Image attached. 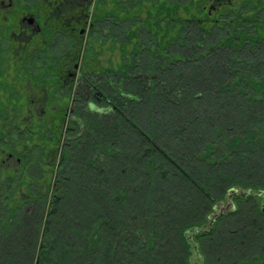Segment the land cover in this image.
<instances>
[{"label":"trees","instance_id":"1","mask_svg":"<svg viewBox=\"0 0 264 264\" xmlns=\"http://www.w3.org/2000/svg\"><path fill=\"white\" fill-rule=\"evenodd\" d=\"M229 3L103 10L121 26L105 71L121 91L107 118L84 113L80 139L69 126L77 153L49 172L45 201L0 197V264H264V0Z\"/></svg>","mask_w":264,"mask_h":264},{"label":"flooded vegetation","instance_id":"2","mask_svg":"<svg viewBox=\"0 0 264 264\" xmlns=\"http://www.w3.org/2000/svg\"><path fill=\"white\" fill-rule=\"evenodd\" d=\"M117 2L49 0L47 5H39L37 1L0 0V166L13 159L16 165L6 168L0 188L21 184L24 157L29 151L34 152V161L37 157L39 146L34 142V149L30 148V129H20L23 110H34V92L41 94L36 102L47 109L31 113L29 124L36 129L40 121L51 126L43 134L51 143L49 155L61 135L59 125L61 136L67 137L68 126L80 124L84 113L101 115L112 107L104 91L110 89L111 96L115 95L111 89L115 83L104 73L108 67L117 69L113 59L121 58V51L113 35L117 36V22L113 16L111 20L104 17L103 10L116 11ZM108 26L109 31L105 30ZM93 35L94 41L90 39ZM65 39L68 48H64ZM56 42H60L61 52L53 50Z\"/></svg>","mask_w":264,"mask_h":264},{"label":"rangeland","instance_id":"3","mask_svg":"<svg viewBox=\"0 0 264 264\" xmlns=\"http://www.w3.org/2000/svg\"><path fill=\"white\" fill-rule=\"evenodd\" d=\"M33 1H34V4H35V2L37 1V3H39V5H47L48 4V2H49V0H26V2L28 3V4H31V3H33ZM210 6L213 8V6L210 4ZM120 27V28H119ZM124 26H122V28H123ZM118 28L121 30V26H118L117 28H116V31L118 30ZM125 28V27H124ZM105 30H107V31H109V30H111L110 28H109V26H108V28L107 29H105ZM125 30H126V28H125ZM130 29L127 31V33H128V35H129V33H130ZM121 32V31H120ZM120 34V33H119ZM113 35H114V37H116V39L118 38V46H119V48L122 46V44L120 43L121 41H120V38L122 39L123 37H119L118 36V34H117V36H116V34L115 33H113ZM90 39L92 40V41H94V39H95V36L93 35L92 37H90ZM62 40V38L60 39V41ZM86 40L87 41H91V40H89V38L87 37L86 38ZM135 41V40H134ZM134 41L132 42V44H134ZM138 43H140V40L138 41ZM60 42H56V43H54V51H56V52H61V49H60ZM69 47V45H68V41L65 39L64 40V48H68ZM126 49H127V51H129L131 48H130V46H127L126 47ZM119 53V52H118ZM116 58H117V55H116ZM114 63H117V64H119L120 63V55H119V57H118V59H115V57H114V59H113V64ZM134 70H133V72H131V73H133L132 75H134L135 76V74H134ZM104 76H105V78L106 79H108L110 82L111 81H113L115 84L114 85H112L111 86V89L113 90V93L115 94V95H117L118 94V92L119 91H121L120 89H121V87H120V85H121V83H118V80H120V79H122L121 77H118V75H113V76H110L109 74L108 75H106L105 73H104ZM133 76V77H134ZM138 76V75H137ZM140 77H143V76H141V75H139ZM133 77H131V78H133ZM119 85V86H118ZM38 91H40V88H38ZM178 91V90H177ZM104 93H105V95L107 96H109L110 97V95L112 94L111 93V91H110V89H109V91L108 92H105L104 91ZM177 93V92H176ZM177 95H180V92H179V94L177 93ZM32 97H33V95H31ZM40 96H41V94H39V93H35L34 92V100H35V106H34V110H31V109H28V110H23V115H22V124L20 125L21 127H20V129H22L24 132H27L29 129L30 130H32V132H30V130L28 131L29 132V134L28 135H30V137H29V142H30V144H31V142H32V144H31V146H30V148H33L34 149V142H37V144H38V146H39V148H38V152H35V153H37L35 156H37V157H35V161L36 162H38V160H39V169H38V167L37 168H35V165H34V152H33V154H32V152H28V156H26V157H24V161H23V164H22V166H23V170H24V174H23V178H22V183L21 184H19V185H12L11 186V188H9V187H7L6 188V186L4 185V186H2V188H0V197H3L5 194L6 195H10V196H13V198H14V200H19V201H25V202H28V201H34V200H36L35 202H40V201H45V199L43 198V194H44V190H45V187H46V185H47V182H48V180H49V178H54V180H55V176H52V175H50V177H49V172L50 171H52V173H53V175H56L57 173H61L65 168H64V166L66 165V164H68V160L70 159V161H71V158H72V156H73V154L74 153H77V152H74V151H71V150H68L69 148H70V145H69V143H67L70 139V137H69V135H67V137H62L61 135H62V130L60 129V125H59V127H57L58 128V130H60V132H61V135H60V137L57 139V145H56V149H55V151L51 154V155H49V153L47 154V152H48V149H49V146H50V142L48 143V140H47V136H44L43 134H44V132H45V128L47 129V128H50L49 126L47 127V125L43 122V121H40V118L38 117V121H40L42 124L41 125H37V129L36 128H34V127H36L35 126V124H29V118L31 117V113L34 115V113L36 112V113H40V111L41 110H45L46 111V107H44V106H42L41 107V105L39 104V102H36L37 100H36V98H40ZM111 98V97H110ZM39 101V100H38ZM40 103H42V102H40ZM36 108V109H35ZM47 113V112H46ZM102 115H104L106 118L108 117V115H110L109 113L107 114V113H105V112H103V114ZM84 117L85 116H83V118H82V120H81V123H80V127L77 129V131H76V135L75 136H73L72 137V139L75 141V140H77V139H80L81 138V136H82V134H85V128L83 127V125H84V122H85V119H84ZM104 117V118H105ZM24 122V123H23ZM45 125H46V127H45ZM71 125V124H70ZM69 125V126H70ZM68 126V127H69ZM64 127V126H63ZM34 129H35V133H34ZM67 129V128H66ZM67 131H68V129H67ZM27 135V136H28ZM35 136V137H34ZM24 138H26V136H24ZM65 142H64V141ZM28 145V144H27ZM62 145V146H61ZM29 148V149H30ZM34 151V150H33ZM38 156H39V159H38ZM77 157L78 156H76V160H73L74 162H72L71 164L73 165L74 163H76L77 162ZM40 158H41V160L43 161V162H41L40 161ZM62 158H64V162L62 163ZM3 159V158H2ZM31 162V164H28V163H30ZM44 165V166H43ZM16 167V165H15V160L13 159L11 162H9V161H7L5 164H4V166H0V185L2 184V183H4V173H5V171H6V168H15ZM41 167V168H40ZM29 168V169H28ZM26 170H28V171H26ZM27 173H29V175L27 174ZM66 173L68 174V172L66 171ZM30 176L32 177V180H34V182H33V184H31V185H28L26 182L27 181H29V180H27V178H29L30 179ZM51 182V184H53V181H52V179L50 180ZM36 182V183H35ZM34 183H35V185H34ZM5 184H7V183H5ZM54 185V184H53ZM52 185V186H53ZM18 187H20V189L18 188ZM39 190H42V193L39 195V193H38V191ZM240 192H244V191H236V193L237 194H239ZM245 193V192H244ZM231 194H232V192H231ZM230 195V194H229ZM228 195V196H229ZM2 203V200H0V204ZM46 208H45V210L47 211L48 210V207H49V204L46 202ZM231 207H233L232 206V204H231V201H230V198L228 197L227 198V202H219L215 207H214V209H213V213L214 214H218V213H220L221 211H226V210H228V208H231ZM27 208H30L29 209V211H32V206L31 205H29V206H27ZM59 211H60V216L59 217H57V220H58V218H59V220H62V221H64L65 219H66V217L69 215V214H71L72 213V210L70 209V208H61L60 206H59V208H57ZM73 209V208H72ZM68 218V217H67ZM65 231V230H64ZM66 233V235H64V232H62V233H60V234H62L64 237H65V239L67 240V238H68V236L70 235L67 231H65ZM62 237V236H61ZM23 240H22V242L23 241H25L26 239H27V237H24V238H22ZM65 241V240H64ZM80 241V240H79ZM72 242V241H71ZM66 246V245H65ZM193 260V263H197V262H199L201 259H200V257L198 256V257H196V256H194V259H192Z\"/></svg>","mask_w":264,"mask_h":264},{"label":"water","instance_id":"4","mask_svg":"<svg viewBox=\"0 0 264 264\" xmlns=\"http://www.w3.org/2000/svg\"><path fill=\"white\" fill-rule=\"evenodd\" d=\"M250 193L249 192H240L239 194L237 193H232L230 195V197H242V198H245L247 195H249Z\"/></svg>","mask_w":264,"mask_h":264}]
</instances>
